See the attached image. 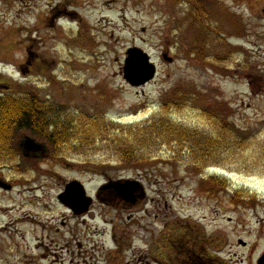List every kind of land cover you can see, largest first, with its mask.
Here are the masks:
<instances>
[{
    "label": "rangeland",
    "instance_id": "rangeland-1",
    "mask_svg": "<svg viewBox=\"0 0 264 264\" xmlns=\"http://www.w3.org/2000/svg\"><path fill=\"white\" fill-rule=\"evenodd\" d=\"M205 1L0 0V95L34 91L74 127L80 116L126 127L178 94L172 122L231 131L202 167L162 142L120 165L110 128L106 143L57 158L23 137L18 161L0 167V264H249L240 241L252 260L264 250L262 1ZM132 48L156 71L139 88L121 73ZM73 182L92 201L82 214L58 201ZM117 183L136 186L132 201L104 188Z\"/></svg>",
    "mask_w": 264,
    "mask_h": 264
},
{
    "label": "trees",
    "instance_id": "trees-1",
    "mask_svg": "<svg viewBox=\"0 0 264 264\" xmlns=\"http://www.w3.org/2000/svg\"><path fill=\"white\" fill-rule=\"evenodd\" d=\"M188 1L196 7L206 3L205 0ZM194 16L197 17L195 14ZM176 97L173 99L178 103L169 101L158 114L133 126L123 127L104 119L92 120L87 116H80L76 118L79 121L74 127V119L62 114L50 102L40 100L34 91L23 95H0V167L14 165L18 161L19 144L25 136L39 144L48 155L57 158L64 157L63 153H78L85 147L93 148L96 142L106 143V140L111 139L109 128L114 134L111 142L115 145L114 152L120 165L138 166L144 163L145 151L151 150L158 142L166 145L176 159L185 150L200 167L211 160H217V148L227 142L231 131L227 133V128L217 127V131L213 130V134H208L198 132V129L194 131L183 124H175L170 119L171 106L180 107L187 100V96L177 94ZM204 113L210 121L214 117L210 111L204 110ZM213 124L214 127L217 126L215 121ZM118 130L125 132V135L121 133L118 136ZM209 182L217 188L225 186L219 180ZM236 196L242 198L243 195Z\"/></svg>",
    "mask_w": 264,
    "mask_h": 264
},
{
    "label": "water",
    "instance_id": "water-1",
    "mask_svg": "<svg viewBox=\"0 0 264 264\" xmlns=\"http://www.w3.org/2000/svg\"><path fill=\"white\" fill-rule=\"evenodd\" d=\"M126 60L121 70L124 81L133 88H139L153 80L155 76V67L149 62V57L141 50L132 48L126 52ZM128 185L119 186L120 194H123L125 201L130 202ZM136 186H133L135 188ZM134 191V190H133ZM133 198V197H132ZM58 200L74 214H82L83 211L91 204V199L85 196L81 185L76 182L70 183L65 187L63 194Z\"/></svg>",
    "mask_w": 264,
    "mask_h": 264
},
{
    "label": "flooded vegetation",
    "instance_id": "flooded-vegetation-1",
    "mask_svg": "<svg viewBox=\"0 0 264 264\" xmlns=\"http://www.w3.org/2000/svg\"><path fill=\"white\" fill-rule=\"evenodd\" d=\"M240 2L241 0H235V2H236V4H237V2ZM250 2H259V1H262V6H261V8H260V14L261 15H263L264 16V0H249ZM238 2V3H239ZM229 13V17H233L234 19L235 18H238L235 14H233V13H231V12H227L226 13V18H227V14ZM236 13V12H235ZM239 19V18H238ZM239 21H240V19H239ZM241 22V21H240ZM9 91V89L7 90V86H3V90H1L0 92L1 93H6V92H8ZM136 194V193H135ZM136 197V196H135ZM258 233H261V232H258ZM239 245H240V247H241V249H243V250H245V251H247L248 252V256H249V264H264V250L263 251H261L259 254H258V256H257V258L256 259H254V260H252V255H253V253H254V246H250L248 243H245V242H239ZM213 259V258H212ZM212 259H210L209 260V262H210V264H216V263H214V262H212L213 260ZM219 264H221V263H219ZM222 264H226V263H222ZM227 264H229V263H227ZM231 264V263H230Z\"/></svg>",
    "mask_w": 264,
    "mask_h": 264
}]
</instances>
